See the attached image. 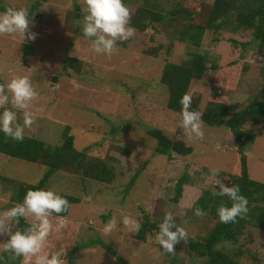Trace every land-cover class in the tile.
Segmentation results:
<instances>
[{
	"label": "rangeland",
	"instance_id": "rangeland-1",
	"mask_svg": "<svg viewBox=\"0 0 264 264\" xmlns=\"http://www.w3.org/2000/svg\"><path fill=\"white\" fill-rule=\"evenodd\" d=\"M177 2L185 0L147 3L166 12L176 8ZM30 3L31 0H0L5 9L27 8L30 31L36 34L33 41H22L18 34L0 35V84L6 85L16 76H28L38 92V99L29 109L35 123L24 128V135L59 145L62 130L67 126L68 133L73 135L74 149L85 150L87 157L103 160L113 172L108 183L88 180L81 173H73L70 167H63L49 177L51 190L78 196L79 202L70 204L64 216L49 217L54 230L44 250L64 249L59 258L65 264H69L67 253L74 244L82 248L70 257V264H204L203 259L190 256L182 242L171 254L175 258L172 263L165 253L161 254L163 249L155 236L164 213L172 212L177 225L186 229L188 236L202 237L214 219L207 213L203 217L194 215L191 206L203 190L218 191L217 181L229 187V175L238 171V155L231 134L221 125L204 124V138L189 140L178 127L181 113L166 108L167 90L159 82V76L166 62L190 59V53L194 52L205 57L206 73L201 79L191 80L186 94L198 99L200 110L214 95L220 101L239 105L255 100L262 85L259 70L264 62L254 59L258 55L251 42V30L207 31L200 45L193 47L172 39L170 27L156 24V29L136 30L129 40L117 42L116 51L108 56L95 53L91 50L92 39L74 31L72 8L78 5L83 20L87 14L84 0H45L34 8H30ZM123 3L133 12L140 0ZM35 14H40L38 21L33 19ZM242 42L249 44L241 46ZM24 44L32 50L23 56ZM150 47L158 48L156 56L142 53ZM232 59L239 62V67L219 71L210 66L224 65ZM8 95L11 100V94ZM4 107L15 111L17 122L23 126V110L16 109L11 102ZM3 110L0 108V114ZM148 128H158L172 139H182L191 146V153L172 154L171 158L154 155L155 141L146 133ZM242 128L254 134L243 149L247 173L250 178L264 182V117L257 122L246 119ZM138 169L139 174L123 194L126 183ZM214 169H220L218 175H213ZM44 170L41 165L0 153V176L34 183ZM183 174L186 177L180 197L172 203L174 182ZM10 191V186L0 182V214L13 206ZM256 204L264 207V200ZM107 213L110 218L103 220L101 216ZM142 214L158 230L146 233L145 240L139 241L122 224V218L131 215L139 221ZM113 216L117 226L105 234L104 225ZM33 219L24 218L30 223ZM59 224L63 227L56 231ZM7 239L8 236L0 235L1 264L10 261L25 264L23 257L17 260L12 253L2 251ZM97 240L113 253L104 250ZM218 247L237 264H264V229L248 224L236 241L221 242Z\"/></svg>",
	"mask_w": 264,
	"mask_h": 264
},
{
	"label": "trees",
	"instance_id": "trees-1",
	"mask_svg": "<svg viewBox=\"0 0 264 264\" xmlns=\"http://www.w3.org/2000/svg\"><path fill=\"white\" fill-rule=\"evenodd\" d=\"M30 1V0H29ZM45 0H31L30 8ZM148 0H140L135 6L130 25L137 31L145 29H156V24L164 28H171L172 39H176L185 45L198 47L203 34L207 31L219 32L222 29L229 31H238L239 29L251 30V42L256 49L258 56H264V0H211L210 2L185 0L177 2L176 8L173 7L168 11L157 6L148 4ZM19 8V7H17ZM72 22L74 20L82 21V13L78 5L74 4ZM0 11H5V7L0 6ZM40 14H35L34 20L38 21ZM75 33L83 35L81 26L74 25ZM94 39V38H88ZM249 42V41H248ZM248 42L240 43L241 46L249 44ZM32 48L24 44L23 56L29 54ZM147 55L156 56L158 48L150 47L142 51ZM71 61L75 59L71 58ZM264 62V61H263ZM239 62L235 59L227 61L224 65H210L221 71L227 68L239 67ZM206 71L205 57L196 53H190V59L182 60L178 63L166 62L159 76V82L166 87L167 99L166 108L181 113L179 103L183 95L187 93L188 85L191 80L201 79ZM259 74L262 85L259 90V97L255 100H249L243 105L235 102L220 101L216 95L209 98L200 110L198 99L192 98V109L203 113L202 120L206 125H221L227 128L231 134L232 146L238 155V171L230 174V184L238 185L240 193L248 200V213L243 219L237 218L236 223H221L217 214V209L223 202L226 206H231L232 201L227 196L220 197L213 195V192L203 190L197 196L192 204V208L202 209L213 219V225L207 230L202 237L188 236L187 243H181L185 251L192 257L201 258L204 264H237L236 260L221 250L218 245L221 242H234L238 239L239 234L246 225L256 226L264 229V207L256 204L264 200V182L254 180L247 173L246 158L243 149L250 144L254 134L245 131L242 128L243 122L247 119L251 122H257L264 117V65L260 67ZM54 79V78H53ZM69 128L64 126L62 130V142L59 145H49L33 136L24 135L23 141H15L5 137L0 131V153L9 158H16L28 163L41 165L45 168L42 175L34 183H26L20 180H12L0 176V182L11 187L9 200L13 206L16 203H22L23 198L28 190H51L48 186L49 177L57 170L63 167H70L72 172L80 174L82 177L100 183H108L112 180L113 172L103 160L87 157L85 150H76L73 147V135L68 133ZM146 133L154 138L155 145L153 148L154 155L162 154L168 158L172 154L185 156L191 153V146L186 145L182 139H172L163 134L158 128H148ZM139 174V169L134 171L128 183H126L123 194L131 187L133 180ZM185 175H181L174 182V193L170 198L172 203H176L181 193V186L185 183ZM63 198L67 199L69 204L79 202V197L71 194L56 192ZM63 213H53L54 216H64ZM103 220L110 218V214L101 216ZM141 229L139 233H133L132 237L144 241L146 233L152 230H158L154 224L149 223L146 214L141 215ZM31 225L30 222L20 219L19 224H13V232L16 230L23 231ZM104 250L113 253L108 246L101 242ZM82 245L74 244L67 258L70 264V257ZM173 263L175 258L171 254L165 253ZM20 257H17V260ZM1 264V261H0ZM7 264H18V261H10Z\"/></svg>",
	"mask_w": 264,
	"mask_h": 264
},
{
	"label": "clouds",
	"instance_id": "clouds-1",
	"mask_svg": "<svg viewBox=\"0 0 264 264\" xmlns=\"http://www.w3.org/2000/svg\"><path fill=\"white\" fill-rule=\"evenodd\" d=\"M86 15L83 20H74V25L81 26L85 38H94L91 41V50L97 54L111 56L117 47V42H124L135 35L136 29L130 25L132 10L123 3V0H84ZM18 34L22 41H33L36 34L30 31L29 10L25 7H8L0 13V35ZM254 59L264 61V56L254 55ZM11 94V100L8 95ZM38 99V92L33 87L28 76L13 77L6 85L0 84V131L5 137L15 141H23L24 128H30L35 123V117L29 110L34 100ZM9 102L19 110H23V126L17 122V113L5 108ZM181 120L178 127L182 128L189 140L204 138L203 113L192 109V97L182 96ZM220 169H214L213 175H218ZM219 190L213 195L227 196L232 201L231 206L223 202L217 209L221 223H236L237 218H245L248 213V200L240 193L238 185L230 187L217 181ZM91 200V197H86ZM70 204L53 190H28L22 203H16L0 214V235L8 236L3 243L2 251L10 252L13 257H23L25 264H65L60 259L62 251L46 252L45 244L53 232V224L49 217L53 214L67 212ZM206 213L195 208L194 215L203 217ZM33 217V222L23 231H12L13 224H19L21 218ZM172 212L164 213L163 221L159 224V231L155 236L156 242L162 246L161 254H175V246L181 242L187 243L186 229L177 225ZM122 224L131 232L139 233L141 222L131 215H123ZM117 226L113 216L103 228L105 234H110ZM63 224L56 226L59 231ZM114 259V258H113Z\"/></svg>",
	"mask_w": 264,
	"mask_h": 264
}]
</instances>
